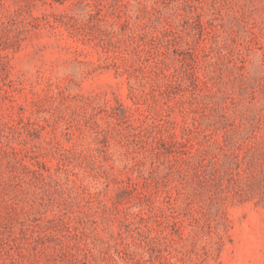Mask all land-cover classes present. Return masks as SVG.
I'll return each mask as SVG.
<instances>
[{
	"label": "rangeland",
	"instance_id": "374dc122",
	"mask_svg": "<svg viewBox=\"0 0 264 264\" xmlns=\"http://www.w3.org/2000/svg\"><path fill=\"white\" fill-rule=\"evenodd\" d=\"M0 264H264V0H0Z\"/></svg>",
	"mask_w": 264,
	"mask_h": 264
}]
</instances>
